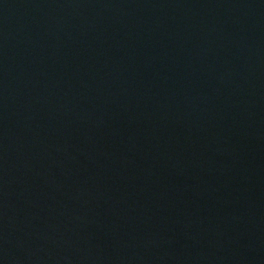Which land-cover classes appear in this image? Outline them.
<instances>
[{
    "label": "water",
    "instance_id": "water-1",
    "mask_svg": "<svg viewBox=\"0 0 264 264\" xmlns=\"http://www.w3.org/2000/svg\"><path fill=\"white\" fill-rule=\"evenodd\" d=\"M0 264H264V0H0Z\"/></svg>",
    "mask_w": 264,
    "mask_h": 264
}]
</instances>
